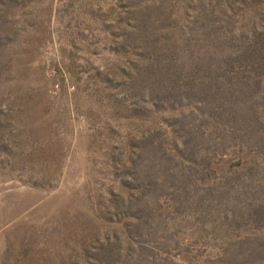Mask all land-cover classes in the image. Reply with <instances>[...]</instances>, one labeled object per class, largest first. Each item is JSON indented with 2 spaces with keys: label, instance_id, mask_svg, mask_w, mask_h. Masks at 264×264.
<instances>
[{
  "label": "rangeland",
  "instance_id": "obj_1",
  "mask_svg": "<svg viewBox=\"0 0 264 264\" xmlns=\"http://www.w3.org/2000/svg\"><path fill=\"white\" fill-rule=\"evenodd\" d=\"M0 264H264V0H0Z\"/></svg>",
  "mask_w": 264,
  "mask_h": 264
}]
</instances>
